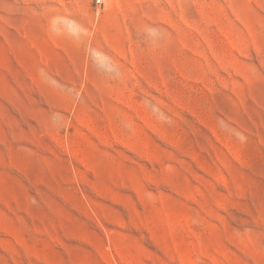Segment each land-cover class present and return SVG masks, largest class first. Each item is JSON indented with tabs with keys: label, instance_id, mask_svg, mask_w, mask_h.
<instances>
[{
	"label": "rangeland",
	"instance_id": "1",
	"mask_svg": "<svg viewBox=\"0 0 264 264\" xmlns=\"http://www.w3.org/2000/svg\"><path fill=\"white\" fill-rule=\"evenodd\" d=\"M0 264H264V0H0Z\"/></svg>",
	"mask_w": 264,
	"mask_h": 264
},
{
	"label": "built area",
	"instance_id": "2",
	"mask_svg": "<svg viewBox=\"0 0 264 264\" xmlns=\"http://www.w3.org/2000/svg\"><path fill=\"white\" fill-rule=\"evenodd\" d=\"M97 1H98V3L101 2V0H97Z\"/></svg>",
	"mask_w": 264,
	"mask_h": 264
}]
</instances>
